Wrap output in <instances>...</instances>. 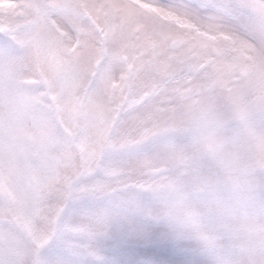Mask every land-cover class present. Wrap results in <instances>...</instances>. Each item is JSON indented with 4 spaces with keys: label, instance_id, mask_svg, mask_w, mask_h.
I'll list each match as a JSON object with an SVG mask.
<instances>
[{
    "label": "rangeland",
    "instance_id": "374dc122",
    "mask_svg": "<svg viewBox=\"0 0 264 264\" xmlns=\"http://www.w3.org/2000/svg\"><path fill=\"white\" fill-rule=\"evenodd\" d=\"M262 253L264 0H0V264Z\"/></svg>",
    "mask_w": 264,
    "mask_h": 264
},
{
    "label": "clouds",
    "instance_id": "9594fccd",
    "mask_svg": "<svg viewBox=\"0 0 264 264\" xmlns=\"http://www.w3.org/2000/svg\"><path fill=\"white\" fill-rule=\"evenodd\" d=\"M254 177H251L250 180H254ZM257 264H264V253L261 254V257L259 259V261L257 262Z\"/></svg>",
    "mask_w": 264,
    "mask_h": 264
},
{
    "label": "bare ground",
    "instance_id": "6f19581e",
    "mask_svg": "<svg viewBox=\"0 0 264 264\" xmlns=\"http://www.w3.org/2000/svg\"><path fill=\"white\" fill-rule=\"evenodd\" d=\"M6 1V0H5ZM4 2V1H3Z\"/></svg>",
    "mask_w": 264,
    "mask_h": 264
}]
</instances>
